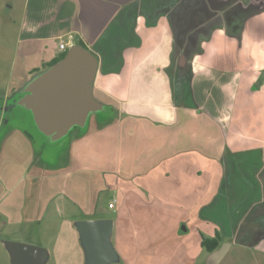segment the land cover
Here are the masks:
<instances>
[{"label": "crops", "instance_id": "crops-1", "mask_svg": "<svg viewBox=\"0 0 264 264\" xmlns=\"http://www.w3.org/2000/svg\"><path fill=\"white\" fill-rule=\"evenodd\" d=\"M9 2L6 19L17 32L15 48L0 50V106L78 45L97 60L92 94L107 114H91L83 130L73 129L49 165L22 128L1 125L0 113L3 225L35 234L51 215L70 224L73 218L105 219L107 197L115 264H138V255H146L139 264H253L252 254L249 262L226 263L239 246L216 159L222 138L225 147H236V137L225 133L238 106L250 108L264 68V42L247 35L253 14L264 6L242 0H21L19 10L17 0ZM14 11L17 16H10ZM14 113L11 120L21 121L23 113ZM257 118L251 116L250 124ZM238 138L246 149L230 151L256 152L254 162H244L251 171L243 181L248 188L257 184L264 202V179L257 182L264 140ZM160 223L169 230L158 231ZM216 235L220 241L208 252L202 239ZM251 248L264 255L263 245L244 249Z\"/></svg>", "mask_w": 264, "mask_h": 264}, {"label": "rangeland", "instance_id": "rangeland-1", "mask_svg": "<svg viewBox=\"0 0 264 264\" xmlns=\"http://www.w3.org/2000/svg\"><path fill=\"white\" fill-rule=\"evenodd\" d=\"M9 3V0H0V50L5 49L7 51L15 48L14 46L17 32V25H13L6 19V17L9 16L6 13ZM21 4V0H17V8L19 10ZM10 16L15 17L17 15L14 11V13ZM13 22L14 24H17L16 21ZM247 35L250 40L255 41L257 44L261 45V43L264 42V12H256L253 14L251 20L249 21ZM4 45L8 46L7 49L4 48ZM258 49L259 47H257L255 51ZM253 86V91L256 92L252 93L251 95L250 108L245 111H241V107L238 106L235 112V119L232 122V125L227 128L225 133V136L228 138L236 137V147H225L226 144L225 141H223L224 138H222V152L220 157L216 159L219 163L218 168L220 175L224 178L223 185L227 189V200L228 202L232 203L231 205H228V210L230 211L235 226L233 229V231L236 232L234 238L236 242H238L237 246H239H234L230 255L226 259V263H230L227 261L237 262V260L239 263L244 261L249 262V256L252 254L253 260H250L251 263L264 264V255L253 254V248H251V250L244 249L258 244L264 246L262 243L264 241V202L260 201L261 192L258 190L257 184H255V188H252V186L248 188L244 185L243 181L245 178H249V174L244 175V172L249 173L251 171V165L248 166V164H245L244 162L248 160H250V163L252 160L254 162V153L256 152L250 151L248 153L236 154L230 151L234 150L232 148L246 149L245 146L241 145V143L245 142L246 140L238 138V135L242 137H259L260 141L264 140V137L262 136L263 133L256 131L257 128L261 127L259 124L260 121L262 120L264 123V79L262 80L261 74L258 76V79ZM240 95L244 96L245 93H240ZM244 98L245 100H248L247 95H245ZM252 103H255V107H253ZM98 114L104 115L105 113ZM251 116L254 118H257L255 116H258L253 125L250 124ZM14 125L26 130L34 137L37 149L40 151V157H48L43 158L41 161H45L49 165H53L55 158L53 159L52 155L55 154V151L59 146L51 147L44 144L42 138L37 135L36 131L31 126L29 114L23 113L21 121L10 120L9 126ZM1 133L2 132H0V134ZM257 133H259V135ZM257 140L258 139H255L253 141ZM66 141L67 137L62 141V143H65ZM260 150L261 149H259V152L261 153L263 150ZM234 156H236V158ZM262 166H264L263 161L261 163V167ZM230 167H234L233 171ZM261 167L259 169V174H257L258 183H261V181L264 179V169ZM230 183L233 185L231 186ZM104 208L106 209L103 215L104 218L111 219V217H113L111 216L112 210H107V197L104 198ZM224 209L226 208L224 207ZM257 214L261 215L258 216ZM71 220L76 222L74 221V218ZM3 223L4 221L1 220L0 264H12L8 250L10 243L26 244L44 248L48 253V258L44 264H84L85 260L83 249L80 245L78 234L72 222L70 224L69 221L66 220H55V217L51 215L45 222L40 224L39 230L36 231L37 234L16 232L3 225ZM157 230L168 231L169 228L167 225L160 223ZM114 248L116 251L118 250V247L117 245L115 246V244ZM247 250L249 251V254L247 253ZM145 256L146 255H138V258L140 257L138 264L140 263V259ZM154 264H164V262L161 261Z\"/></svg>", "mask_w": 264, "mask_h": 264}, {"label": "water", "instance_id": "water-1", "mask_svg": "<svg viewBox=\"0 0 264 264\" xmlns=\"http://www.w3.org/2000/svg\"><path fill=\"white\" fill-rule=\"evenodd\" d=\"M97 60L87 49L74 45L57 63L32 76L0 106L1 125L14 112L27 113L30 124L46 146H59L73 129L83 130L91 114L107 113L96 101L92 85ZM84 253V264H115L119 256L112 244L111 219H86L73 223ZM12 264H44L48 253L37 246L10 243Z\"/></svg>", "mask_w": 264, "mask_h": 264}, {"label": "trees", "instance_id": "trees-1", "mask_svg": "<svg viewBox=\"0 0 264 264\" xmlns=\"http://www.w3.org/2000/svg\"><path fill=\"white\" fill-rule=\"evenodd\" d=\"M65 54L60 55L57 59H55L51 64L48 65V67H50L51 65L57 63L58 61H60ZM264 79V77H262V80ZM24 132L34 141L35 147H36V155L39 156L40 155V151L37 149L36 146V141L34 139V137L27 132L26 130H24ZM220 241V237L218 235H216V237H214V239L208 240V239H202L201 245L202 247H204L208 252L212 251L214 248H216V246L218 245V242Z\"/></svg>", "mask_w": 264, "mask_h": 264}, {"label": "flooded vegetation", "instance_id": "flooded-vegetation-1", "mask_svg": "<svg viewBox=\"0 0 264 264\" xmlns=\"http://www.w3.org/2000/svg\"><path fill=\"white\" fill-rule=\"evenodd\" d=\"M245 4L252 3L254 6H264V0H242ZM261 76L264 77V68L261 71Z\"/></svg>", "mask_w": 264, "mask_h": 264}, {"label": "built area", "instance_id": "built-area-1", "mask_svg": "<svg viewBox=\"0 0 264 264\" xmlns=\"http://www.w3.org/2000/svg\"><path fill=\"white\" fill-rule=\"evenodd\" d=\"M59 49H60V51H62V52H64V51L66 50V46H65V44H64L63 42H61V43L59 44ZM115 202H116V200H113V201L108 205V207H109V208H113Z\"/></svg>", "mask_w": 264, "mask_h": 264}]
</instances>
